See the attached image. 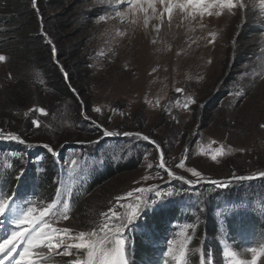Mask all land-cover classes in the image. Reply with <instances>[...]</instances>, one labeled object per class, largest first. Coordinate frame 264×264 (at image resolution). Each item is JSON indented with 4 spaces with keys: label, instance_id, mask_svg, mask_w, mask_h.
Segmentation results:
<instances>
[{
    "label": "rangeland",
    "instance_id": "374dc122",
    "mask_svg": "<svg viewBox=\"0 0 264 264\" xmlns=\"http://www.w3.org/2000/svg\"><path fill=\"white\" fill-rule=\"evenodd\" d=\"M8 1L0 0V55L9 59L10 55L4 47L9 43H22L21 32L15 29L20 27L19 23L25 17L30 18L38 27L39 42L45 45L40 54L49 58L46 68L50 71L47 73L46 68H37L34 62L13 68L37 83L49 82L48 76L58 69L65 78L71 77L70 86L75 84L77 92L80 95L83 93L79 98L81 103L77 116L74 115L72 101H63L58 93L47 87H41L49 91L47 97L36 94L30 99L41 100L37 105L43 109L41 102H49V113L44 109L46 114H42L35 110L34 103L28 104L29 108H35L27 114L35 111L45 135L52 136L59 131L73 134L75 127L80 126L94 135L91 139L61 147V153L71 147L65 158L62 156L67 162V188L72 190L81 179H89L108 163L114 166L136 158L137 169L119 174L104 188L105 192L117 191L107 197L110 209L123 213L124 209L117 208L116 197L125 196L130 191L133 196L120 203H134L137 195L145 200L155 198L154 192L136 193L134 190L138 188L153 187L161 193L173 192L172 196L160 199L158 205L145 209L142 217L126 229L127 259L133 251L134 235L139 230L137 224L142 225L143 216L160 205L172 202L184 186H194L185 183L197 179L187 170L189 168H196L202 173L200 183L212 184L209 180L226 183L225 188L213 187L222 197L229 196L232 188H239L237 185H245L248 191L240 198L249 194L253 199L246 197L241 200L264 209V192L257 193L264 189V177L259 183L238 179L264 172V128L260 127L264 124V7L260 6L259 0H243V7L231 11L225 8L221 12L213 8V15L201 16L197 13L195 19H186L185 13L174 10L171 21L164 13L162 24L158 17L164 6L158 0L155 14L151 8H148L147 14L131 10L126 6V0L124 3L121 0ZM217 12L221 14L217 15ZM17 14L16 23L5 21L6 16ZM147 17L151 18L148 20ZM145 19L148 20L147 26ZM260 25L263 27L261 32L257 31ZM4 62L0 65L6 69L2 65ZM225 85L231 91H225ZM244 85L247 91H244ZM178 88L184 91L177 92ZM223 91L229 93L222 94ZM236 91L242 92V95L235 96ZM189 97L196 103L192 104ZM214 103H217L216 107ZM185 104H188L187 108ZM96 108L101 111L96 112ZM25 115L26 112L21 116L24 122L27 119ZM104 129L114 133L119 130L120 134L104 137ZM122 133L153 136L154 140L151 139L156 144ZM56 136L54 138L59 140ZM41 144L29 145L45 149ZM20 145L25 146L13 145L1 151L5 156L3 165H7L8 157L12 156L20 158L21 162L24 160ZM75 145L78 148H74ZM156 145L163 150L165 168L159 167L160 152ZM221 146L225 154L218 155L213 161L211 156ZM45 154H40L39 158L42 159ZM182 158L184 169L177 167ZM166 169L176 173L177 177H184V180L168 175ZM98 191L94 190L86 201L97 204ZM14 205L23 209L18 202L14 201ZM221 206L218 215L239 208L243 210L241 203L229 206L224 202ZM12 218L11 212L0 217V232H4L5 237L16 230V225L11 223ZM104 220L103 216L95 230L100 229ZM52 226L69 228L72 230L69 235L73 236L86 231L78 229L76 221L70 216L67 220L60 218ZM98 235L103 233L98 232ZM187 236V233L184 236L181 234L173 240L171 247L174 254H179L180 244ZM75 242L67 239L56 252L47 249L38 251L52 257L49 264H70L71 260L86 258L83 250L77 252L72 249L70 256L58 254ZM24 246L21 244L16 249V258ZM249 249L237 250L238 258L250 262L252 254ZM67 257L71 259L65 262ZM168 264H175L171 256Z\"/></svg>",
    "mask_w": 264,
    "mask_h": 264
},
{
    "label": "trees",
    "instance_id": "16d2710c",
    "mask_svg": "<svg viewBox=\"0 0 264 264\" xmlns=\"http://www.w3.org/2000/svg\"><path fill=\"white\" fill-rule=\"evenodd\" d=\"M3 1L5 2V0ZM19 14L6 16V19L7 17L9 18L5 19V21L12 20L16 23ZM0 19L2 18L0 17ZM31 20L25 17L20 21V27L18 26L15 31L21 32L22 43L19 45L10 43L6 45L4 48L10 55L9 59L2 64L6 69L0 65V129L5 132L16 133L24 141V143H20L0 140V193L5 196H12L24 208L32 206L37 209L53 202L59 194L61 204L58 205L52 216L47 218L48 222L55 224V221L60 219V213L63 212L62 204L66 202L69 205L67 215L70 216L71 220L73 218L76 221L77 228L90 232L97 228L99 221L102 220V214L110 209V201H108L107 197L117 192H105L104 188L114 181L119 174L137 169L136 158L114 166L112 163H108L103 170L91 175L89 179H81L71 190L67 188L68 182L65 179L67 178L65 171L67 162L64 159L65 153L71 147L66 146L68 148L59 157H56L48 152L47 148L29 145L36 142L42 143L41 145L50 144L54 151L59 152L63 145L77 144V142L84 139L94 137L91 133L86 132L84 127L80 126L75 127L73 134L59 131L54 134L59 139L56 140L54 135H45L42 127L33 126V121L37 120L35 111L29 114H27V111L32 110L35 106L29 108L28 104L30 102L34 103L36 111L42 108L37 105L41 100L34 99L31 101L30 99L32 95L35 98L36 94L46 95L49 93V91H45L41 87L53 89L63 101H72L75 116L79 114L78 109L81 103L79 98L83 96V93L80 95L77 92L74 83L73 87L68 84L71 79L70 74V79H67L58 69L48 76L49 82L37 83L32 78L28 80L24 73L18 74L13 68L23 63L30 64L32 62L37 68L44 69L48 65L46 62L49 58L40 54L43 52L42 49L45 45L39 42L38 27ZM262 30L263 27L261 25L257 27V31L261 32ZM34 55L36 57L33 60L31 57ZM243 56H246L244 52ZM12 68L13 72L10 71ZM46 69L48 73L50 69L48 67ZM227 84H229V81ZM226 85L224 90L228 91L229 89ZM34 86L37 87L35 88ZM243 88L244 91H247L245 85ZM225 91L222 94L229 93ZM230 95L233 96V94ZM41 103L49 113V102L42 101ZM88 111L90 110L88 109ZM24 112H26L24 117L27 118L25 122L21 119ZM28 131H30L29 134ZM116 131L119 133V130ZM149 137L154 140L153 136ZM188 140L191 141V138ZM157 142L159 143L160 141L158 140ZM18 144H25V146L23 145L24 147L20 145L24 152V160L21 162L20 158L12 156L8 157L9 163L3 165L2 162L5 156L1 151L6 147ZM161 146L164 148L163 144ZM73 147L78 148L77 145ZM40 154H45V156L40 159ZM21 170H25L22 176H20ZM17 176H20V178L17 179ZM261 178L263 177L241 181L251 183L257 181L256 183H259ZM213 187V184H208L207 182L200 183L196 187L184 186L180 190L179 196L174 198L172 202L148 211L143 216L142 225L137 224L139 230L134 235V247L128 257L129 263L165 264V261H167L168 264L170 262L168 250L171 243L181 234L184 236L186 233L187 237L191 238L188 243L189 249L187 250L186 264H200L201 258H204L205 264H208L209 260H211V264H231V258L224 256L226 250L236 252L245 247L260 248L262 243H264V209H259L250 202L246 204L241 200L246 197L253 199L249 194L244 198H240L244 192L248 191L245 185H237L239 188H232L229 196L224 195L223 197L219 195L218 189L213 190ZM97 189L100 190L98 191L97 204L88 203L86 199ZM66 190H68L67 193ZM102 191H104L103 194ZM263 192L264 189L257 193L262 194ZM235 199L237 201L234 203H241L243 210L239 208L229 213L224 212L218 215V210L221 211V205L224 202L229 206L234 205L232 201ZM183 229H185V233H180ZM224 243L228 244L227 249L223 248ZM70 259L71 257H67L64 261L67 262L66 260ZM257 264H264V257L259 258Z\"/></svg>",
    "mask_w": 264,
    "mask_h": 264
},
{
    "label": "snow or ice",
    "instance_id": "6c2138e0",
    "mask_svg": "<svg viewBox=\"0 0 264 264\" xmlns=\"http://www.w3.org/2000/svg\"><path fill=\"white\" fill-rule=\"evenodd\" d=\"M122 3L125 0H121ZM158 2L163 5V12L160 13L159 19L163 23L164 13H167L168 20L171 21L173 11L180 10L186 14V19H195L197 13L201 16L207 14L208 16L213 15L211 11L213 8L223 9L227 8L229 11L236 7H243V0H158ZM157 0H126V6L134 11H144L147 14L148 8H151L155 14L156 8L155 4ZM147 4V7H143ZM261 7H264V0H259ZM221 12H217L219 15ZM121 15L120 13H117ZM148 20L145 19V26H147ZM159 31V28H157ZM122 35V33H121ZM214 35V34H213ZM155 42V41H154ZM7 58L4 55H0V62L5 61ZM177 92H183V89H176ZM235 96L242 95V92L236 91ZM192 104L196 103L195 99L189 97ZM185 108L188 104L184 105ZM96 112H100L99 108L94 109ZM42 114H46L43 108L38 109ZM33 126L39 128L40 122L38 120L33 121ZM264 128V124L260 125ZM120 133H114L103 130L104 137H111L113 135H118ZM125 136H138L143 140H150L149 136L143 135L142 133H122ZM0 140L16 141L24 143L20 135L14 132H5L0 129ZM155 145L156 142L152 141ZM45 148L49 150L54 156H58L50 145H44ZM156 148L160 152V162L159 167L165 168L164 163V153L160 149L159 145ZM223 146L216 151L215 154L211 156V159L215 161L217 156L224 155ZM73 164L76 163L75 160L72 161ZM178 168L184 169L185 163L183 158L177 165ZM193 177L197 179L195 181L189 180L185 181L187 184L198 183L199 180L203 179L202 173L197 171L196 168L187 169ZM168 175L184 180V177H177L176 173L171 170L166 169ZM23 175V171L20 172V176ZM17 176V179L20 178ZM259 176L264 177V172L259 173ZM255 177H238V179H254ZM211 183L219 188L227 187L224 182L212 180ZM136 193L154 192L155 198L152 199H142L141 196L137 195L134 203L122 204L127 198L133 196V192L130 191L126 193L125 196L116 197L117 208L124 209L123 213L117 211L116 209H109L108 212L103 213L105 217L100 229L93 230L91 232L80 231L77 234L69 235L72 230L69 228H55L51 223L48 222L47 218L50 217L55 210H57L58 205L61 204L59 194L57 198L47 204V206L37 209L35 207L29 206L24 209H20L19 206L14 205V199L12 196H5L0 193V217H4L6 213H13V218L11 223L16 225V230L11 231L5 238L0 240V264H49L52 257L45 256L39 249H47L49 252H56L62 245L66 243L67 239H72L77 242L68 244L63 253H58L64 256L72 255L71 250L75 249L77 252L83 250L85 252L86 258L81 260L79 258L71 260L70 264H128L127 259V246L128 242L125 238L126 229L132 226L134 222L139 220L143 211L148 208H152L160 202V199L170 197L173 195L172 191L166 193H161L153 187L149 188H138L134 190ZM63 212L60 213V218L67 220L69 216L67 215L69 210L68 203L62 204ZM38 213V214H37ZM109 220L111 223H109ZM98 232L103 233V235H98ZM190 237L186 238L180 244L179 254L176 255L173 252V248L170 246L168 254L175 261V264H186L187 258V245L189 243ZM24 244L23 250L18 254L16 258V249ZM252 254V259L250 262L239 259L238 254L235 251L226 250L224 256L231 258V264H257L259 258L264 257V247L256 248L252 247L248 250ZM167 264V261H165ZM200 264H205L204 258L200 259ZM211 264V260L208 261Z\"/></svg>",
    "mask_w": 264,
    "mask_h": 264
},
{
    "label": "water",
    "instance_id": "95a60500",
    "mask_svg": "<svg viewBox=\"0 0 264 264\" xmlns=\"http://www.w3.org/2000/svg\"><path fill=\"white\" fill-rule=\"evenodd\" d=\"M150 140L153 141L151 138H150ZM246 177H249V176H246ZM251 177L258 178V177H260V176H259V174H256V175H251ZM255 178H254V179H255ZM209 181H212V180H209ZM218 181L221 182L222 180H218ZM190 185H194V184H190Z\"/></svg>",
    "mask_w": 264,
    "mask_h": 264
},
{
    "label": "bare ground",
    "instance_id": "6f19581e",
    "mask_svg": "<svg viewBox=\"0 0 264 264\" xmlns=\"http://www.w3.org/2000/svg\"><path fill=\"white\" fill-rule=\"evenodd\" d=\"M148 18V20L151 18V17H147ZM189 22V21H188ZM162 24V23H161ZM165 25V24H164ZM146 31V30H145ZM168 59V58H167ZM5 236H3V238H4Z\"/></svg>",
    "mask_w": 264,
    "mask_h": 264
}]
</instances>
